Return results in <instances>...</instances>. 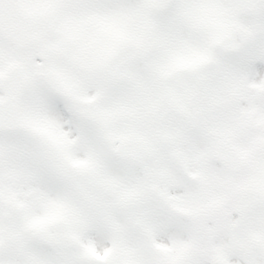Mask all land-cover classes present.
Instances as JSON below:
<instances>
[{"label":"snow or ice","instance_id":"snow-or-ice-1","mask_svg":"<svg viewBox=\"0 0 264 264\" xmlns=\"http://www.w3.org/2000/svg\"><path fill=\"white\" fill-rule=\"evenodd\" d=\"M0 264H264V0H0Z\"/></svg>","mask_w":264,"mask_h":264}]
</instances>
